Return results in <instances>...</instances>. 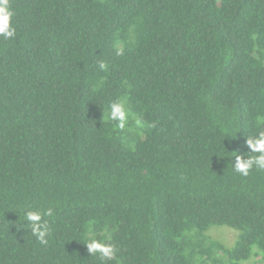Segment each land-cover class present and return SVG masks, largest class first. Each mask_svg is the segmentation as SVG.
Returning a JSON list of instances; mask_svg holds the SVG:
<instances>
[{
  "label": "trees",
  "instance_id": "16d2710c",
  "mask_svg": "<svg viewBox=\"0 0 264 264\" xmlns=\"http://www.w3.org/2000/svg\"><path fill=\"white\" fill-rule=\"evenodd\" d=\"M10 5L0 264H262L264 170L234 166L264 131V0ZM120 98L143 128L103 119ZM25 209L52 210L47 244ZM213 227L238 231L235 245ZM93 238L116 256L90 254Z\"/></svg>",
  "mask_w": 264,
  "mask_h": 264
},
{
  "label": "clouds",
  "instance_id": "9594fccd",
  "mask_svg": "<svg viewBox=\"0 0 264 264\" xmlns=\"http://www.w3.org/2000/svg\"><path fill=\"white\" fill-rule=\"evenodd\" d=\"M15 12L12 10L10 0H0V36L5 39H12L16 35V29L13 26V18ZM122 50H117V55H121ZM99 67L102 70H107L105 63H100ZM126 98H120L113 101L109 105L107 116L103 115V119L108 122H118V128L123 130L129 118L134 122V127L128 130L135 131L136 128H143L145 125L142 120L135 114L125 109ZM247 146L251 150L252 154L248 159H243L240 155H236V164L234 170L242 176H248L250 170L255 167L258 170H264V131L258 133V135L249 137L247 139ZM27 212V215L24 213ZM23 215L25 221L29 222L32 235H34L41 244H47V237L50 234V228L48 223L44 222L43 216H52V210L47 209L43 213L36 210L25 209ZM90 254L93 256L99 255L101 260L111 261L117 254L118 249L114 244L106 242V240L91 239L85 243Z\"/></svg>",
  "mask_w": 264,
  "mask_h": 264
},
{
  "label": "rangeland",
  "instance_id": "374dc122",
  "mask_svg": "<svg viewBox=\"0 0 264 264\" xmlns=\"http://www.w3.org/2000/svg\"><path fill=\"white\" fill-rule=\"evenodd\" d=\"M209 233L214 238H219L228 247H233L238 239L239 232L228 228V227H213L209 230ZM255 261H259V258H256ZM264 264V262L262 263Z\"/></svg>",
  "mask_w": 264,
  "mask_h": 264
}]
</instances>
